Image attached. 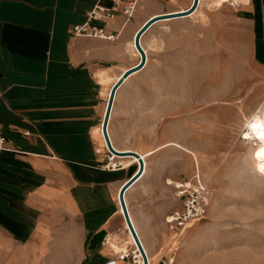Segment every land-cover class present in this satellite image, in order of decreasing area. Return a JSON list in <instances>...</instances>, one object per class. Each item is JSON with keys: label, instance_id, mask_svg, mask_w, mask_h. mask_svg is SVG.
<instances>
[{"label": "crops", "instance_id": "obj_1", "mask_svg": "<svg viewBox=\"0 0 264 264\" xmlns=\"http://www.w3.org/2000/svg\"><path fill=\"white\" fill-rule=\"evenodd\" d=\"M98 1L0 0V264H129L108 240L125 234L118 193L138 166L124 167L132 156L112 153L115 168L107 167L109 151L99 129L115 81L102 77L121 78L139 63L133 44L149 20L186 12L194 0H141L130 19L119 13L95 22L114 38L73 35L72 26L86 22ZM211 1L202 0L187 16L152 23L140 38L148 60L160 27L193 17L204 5L217 10L228 0L220 7ZM243 5L264 22V0ZM145 69L132 71L117 95ZM132 123L130 116H112L108 131L117 150L139 153L127 142L139 136ZM135 212L153 264H167L172 227L162 212Z\"/></svg>", "mask_w": 264, "mask_h": 264}, {"label": "rangeland", "instance_id": "obj_2", "mask_svg": "<svg viewBox=\"0 0 264 264\" xmlns=\"http://www.w3.org/2000/svg\"><path fill=\"white\" fill-rule=\"evenodd\" d=\"M243 3L204 5L160 27L144 73L114 101L113 118L130 116L139 129L131 147L155 150L128 198L132 210L162 212L177 226L167 264H264V156L240 138L253 112L264 110V22ZM185 181L193 187L181 194ZM200 181L205 212L181 225L168 219L182 214Z\"/></svg>", "mask_w": 264, "mask_h": 264}, {"label": "bare ground", "instance_id": "obj_3", "mask_svg": "<svg viewBox=\"0 0 264 264\" xmlns=\"http://www.w3.org/2000/svg\"><path fill=\"white\" fill-rule=\"evenodd\" d=\"M232 5H240L242 1L244 0H228ZM202 3V0H199V4ZM198 4V6H199ZM223 4V0H216V1H211L210 2V5L211 6H214V7H220L222 6ZM197 6V8H198ZM196 8V9H197ZM195 9V10H196ZM194 10V11H195ZM192 11V12H194ZM187 12V11H186ZM190 13H192L191 11H189ZM182 13H185V12H182ZM190 13H186V15H182V16H187L189 15ZM181 14V13H180ZM175 15V14H174ZM174 15H170V16H174ZM178 17V16H177ZM160 18V17H159ZM195 20V19H194ZM135 41H136V38H135ZM141 41V40H140ZM134 47H135V43L133 44ZM144 49V48H143ZM138 52V51H137ZM146 53V52H145ZM147 56V55H146ZM148 60V58H147ZM147 60H146V64H147ZM139 63H140V60H139ZM139 63H137L135 66H133L132 68H138L137 66L139 65ZM145 64V66H146ZM132 68L129 70L131 71ZM143 68V67H142ZM141 69V68H140ZM137 70V69H136ZM127 71V72H129ZM124 76V75H123ZM122 76V77H123ZM121 78H115L114 79V83L112 85V87L109 89L108 91V103H109V100L111 98V94H112V90H113V87L114 85L122 79ZM109 78H111L110 76H103L102 77V81H105V80H108ZM119 89V88H118ZM117 89V91H118ZM117 91H116V94H115V97H114V101H116V98H117ZM220 96V95H219ZM217 99V97H216ZM108 107V106H107ZM114 107H115V104L113 102V107H112V111H111V116H110V120H109V124L111 122V119H112V116H113V113H114ZM264 109V107H263ZM237 116V115H236ZM217 119V117H216ZM246 119V118H245ZM218 120V119H217ZM109 124H108V127H109ZM101 130L100 132H103V123L101 124L100 126V129ZM109 130V128H108ZM242 134H241V139L243 141H251L253 143V145H255L260 151L262 149H264V140H261L259 139V137L261 136V134H264V110H262V108H258L256 111L253 112V114L251 115V117L245 122V124L243 125L242 127ZM98 132V131H97ZM99 134H102V133H99ZM220 134V133H219ZM218 134V135H219ZM221 135V134H220ZM103 136V135H102ZM219 137V136H218ZM105 138V137H104ZM220 138V137H219ZM111 139V138H110ZM105 141V139H104ZM112 142V141H111ZM170 144H174L173 142H170ZM112 145L113 147L115 146L112 142ZM180 145V144H179ZM107 147V146H106ZM174 147V146H173ZM176 147V146H175ZM179 147V146H178ZM177 147V148H178ZM115 148V147H114ZM116 149V148H115ZM117 150V149H116ZM119 151V150H118ZM133 150H131L130 148H126L122 151H119L120 153L122 154H119V155H131L130 153L132 152ZM113 153V152H112ZM155 153V150H150V151H146V152H142L139 150V155L142 157V159L144 160V171H143V174L142 176L137 180V183L130 187L126 192H125V195H124V199H125V202H126V206H127V209H128V212H129V216H130V219L133 223V226L136 230V232L138 233V236L140 237L141 241H142V238H141V235L139 233V226H138V223H137V220L135 218V213L133 212V210L131 209V206H130V202H129V193L132 191V189L137 185L139 184L144 178L145 176L147 175L148 173V157L151 156L152 154ZM115 154V153H113ZM113 154L111 155L112 158H113ZM116 155V154H115ZM132 156V155H131ZM112 161V160H111ZM110 161V166H114L112 165ZM196 162V161H195ZM123 164H124V167H132L134 165H137L138 166V169H139V164H140V160L138 157L136 156H132V158H129V159H126L123 161ZM213 165V164H212ZM138 169L136 170L135 174L138 172ZM134 174V175H135ZM132 178V176L130 177ZM127 179L122 185L121 187H123L125 184L128 183V181L130 180ZM169 183H172L171 179H168L167 180ZM120 187V190H119V193H118V204H119V207H120V212L121 214H123L124 216V219H125V236L124 237H112V238H109L108 240V245L109 247L111 248V250L115 253V254H123L125 252H133L134 255H135V258L136 260L138 259L142 264H145V260H144V256L141 252V250L139 249V246L136 242V239L130 229V226L126 220V217H125V214H124V210H123V207L121 205V202H120V199H119V195H120V191H121V188ZM178 187H182V184L179 185ZM191 188V187H190ZM184 191H185V188H184ZM199 191V190H198ZM183 192V191H182ZM181 192V193H182ZM183 194V193H182ZM168 219H171V220H176V217L175 216H171L170 218ZM143 243V241H142ZM143 246H144V249L147 253V256H148V260H149V264H151V259L148 255V251L143 243ZM125 255V254H124ZM137 260V262L139 263V261ZM140 264V263H139Z\"/></svg>", "mask_w": 264, "mask_h": 264}, {"label": "built area", "instance_id": "obj_4", "mask_svg": "<svg viewBox=\"0 0 264 264\" xmlns=\"http://www.w3.org/2000/svg\"><path fill=\"white\" fill-rule=\"evenodd\" d=\"M108 1H109L108 4H103L102 0H99L88 11L86 22H84L83 24H76L72 26L71 33L75 36H94V37H102V38H114L113 35H109V36L106 35L105 28L98 26L97 24H95V22L107 21L109 19L114 18L119 13H122L123 15L126 16L127 19H130L136 13L141 0H108ZM140 45H141V41H140ZM135 48L139 52L140 61H141L142 55L139 49L137 48L136 42H135ZM102 133L104 135V132ZM108 134H109V131H108ZM3 142H4V138L0 140V143L3 144ZM106 146L109 151V155H108L109 162L107 163V167L110 168L111 167L110 161L112 160V156H111L112 151L110 150L107 141H106ZM112 168H115V166H112ZM191 188H185V189H191ZM206 188H207V183L203 184L201 181L199 185L196 186V188H193L192 192L194 194V197L188 198V200L185 201V210L182 212V214L180 212H176V214H172L173 216L176 217V220L174 222H179V224L181 225V224H184V222L189 221L190 219L195 218L197 216H200L203 214V212H205V209L201 205L200 200L203 196V192H201V190L205 191ZM186 191L188 190H185V192ZM170 226L174 230L177 229V226L173 224V222H170ZM142 246H143V243H142ZM121 257L124 259V258H127L128 256H125L122 254ZM133 258H134V261L136 262L134 255H133ZM173 263H174L173 258L169 259V264H173ZM109 264H116V263L110 262Z\"/></svg>", "mask_w": 264, "mask_h": 264}, {"label": "water", "instance_id": "obj_5", "mask_svg": "<svg viewBox=\"0 0 264 264\" xmlns=\"http://www.w3.org/2000/svg\"><path fill=\"white\" fill-rule=\"evenodd\" d=\"M199 4V0H194L193 4L191 5V7L189 9H187V12L185 13H181V14H175L174 16L172 17H177V16H182V15H186V13H190L189 11H194L197 6ZM166 17H171V16H160V18H166ZM159 18H153L151 20H149L138 32L137 36H136V45H137V48L139 49V51L141 52V61L139 63V65L137 66L138 68H132L131 71L129 72H126L124 74V76L122 77L121 80H119L113 87V90H112V94H111V98L109 100V103H108V107H107V112H106V116H105V120L103 122V132H104V135H105V138H106V141L108 143V146L110 148V150L119 155V154H122L120 153L118 150H116L113 145H112V142H111V139H110V136L108 134V124H109V120H110V116H111V111H112V107H113V102H114V97H115V94H116V91L117 89L121 86V84L123 83L124 79L134 70L136 69H140L142 67L145 66L146 64V60H147V56H146V53L144 52V50L142 49L141 45H140V38L142 36V34L149 28V26L154 23L156 20H158ZM132 156H136L139 158L140 160V165H139V169H138V172L132 176V178H130V180L128 181L127 184H125L121 191H120V195H119V199H120V202H121V205L123 207V210H124V214H125V217H126V220L130 226V229L136 239V242L139 246V249L141 250L143 256H144V260H145V264H149L148 262V257L146 255V252L142 246V243L139 239V236L133 226V223L130 219V216H129V212H128V209H127V206H126V202H125V199H124V195H125V192L142 176L143 174V171H144V160L142 159V157L136 152V151H132L130 153Z\"/></svg>", "mask_w": 264, "mask_h": 264}, {"label": "snow or ice", "instance_id": "obj_6", "mask_svg": "<svg viewBox=\"0 0 264 264\" xmlns=\"http://www.w3.org/2000/svg\"><path fill=\"white\" fill-rule=\"evenodd\" d=\"M259 139L264 140V134H261V136L259 137Z\"/></svg>", "mask_w": 264, "mask_h": 264}, {"label": "clouds", "instance_id": "obj_7", "mask_svg": "<svg viewBox=\"0 0 264 264\" xmlns=\"http://www.w3.org/2000/svg\"><path fill=\"white\" fill-rule=\"evenodd\" d=\"M261 156H264V149L261 150Z\"/></svg>", "mask_w": 264, "mask_h": 264}]
</instances>
